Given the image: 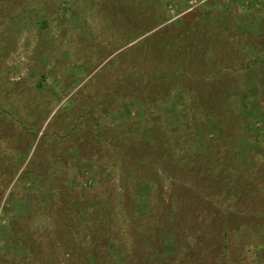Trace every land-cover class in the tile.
<instances>
[{
    "label": "rangeland",
    "instance_id": "1",
    "mask_svg": "<svg viewBox=\"0 0 264 264\" xmlns=\"http://www.w3.org/2000/svg\"><path fill=\"white\" fill-rule=\"evenodd\" d=\"M1 9L0 264L81 263L84 236L44 206L84 199L127 229L111 264H245L214 219L230 210L226 227L264 225V0H0ZM170 203L175 222H153V238H142ZM152 250L157 261L140 259Z\"/></svg>",
    "mask_w": 264,
    "mask_h": 264
},
{
    "label": "trees",
    "instance_id": "2",
    "mask_svg": "<svg viewBox=\"0 0 264 264\" xmlns=\"http://www.w3.org/2000/svg\"><path fill=\"white\" fill-rule=\"evenodd\" d=\"M4 9V8H3ZM2 9L0 10V24L3 23V19H2ZM10 15V14H9ZM8 15V16H9ZM8 23V22H7ZM5 24V23H4ZM159 45V50H160V46L161 43L158 42L157 43ZM138 47V46H137ZM157 50V48H156ZM162 52V50L160 51ZM160 58V57H159ZM162 59V58H161ZM162 62H164V59L161 60ZM164 83H168L166 81H164ZM159 92V91H158ZM157 93V92H156ZM160 95L162 97L165 96L164 93L160 92ZM160 95H154L156 97V100H158L161 96ZM219 96V94L217 95ZM155 100V101H156ZM6 113H9L6 111ZM56 115L53 116L52 119L55 118ZM144 159V161H147L146 157L143 156L142 157ZM217 165V164H216ZM137 179H141V178H146L144 175H140V173H136ZM13 177V175H12ZM11 180L8 181V183L4 186H8V184L10 183ZM129 192V191H127ZM130 193V192H129ZM142 195L140 192H133L132 194V201H142ZM54 199V198H53ZM130 199V197H129ZM84 205H79L77 206V204L75 205V207H70V206H65L62 207L63 210L61 209L60 212L59 210H54L52 211L51 209L48 208V204L51 206H54V204H50L48 203L47 205L44 206V212L46 214V217L50 218L52 216H54V214L59 213L60 216H67L68 218H70L69 220H71L70 223H68L63 227L64 230H68L69 232L75 233L74 238L79 239L80 241L82 239H80V234H82V236H84V243H87L86 245H83V249H82V253H81V263L79 264H111L109 263V260L114 256L119 255V253L117 254V252H115L114 247L115 245H120L122 246V248L126 247L127 245V229L124 226L123 222H118L116 224V222L114 221V216L116 215V219L117 217L119 218V216L117 214H112V213H108L107 209H106V205L104 203L101 202H92L89 200L84 199ZM43 201H49V199H43ZM54 201H56L54 199ZM130 201V200H129ZM130 203V202H129ZM126 204V209L127 211L125 212V214L123 216H125L126 218H129L131 215H134V212H137L136 207H135V203L132 202V204ZM149 205V202H148ZM148 205L146 204L145 209L143 213H139V217H143V215L147 212H150V209H148ZM83 208L85 209V211L83 210ZM167 212L165 214H163V221L159 222V220H152V218L148 219V221L146 222L145 228L144 230L147 232L144 237L142 238H146L147 235L149 233H151V231H153V229L151 228V223L153 222H157L155 224L160 225L161 228V224L164 223H169V222H175V219H173L172 216L175 215V213H178V206L174 205V204H167L166 207ZM240 210V209H239ZM238 209L235 210L237 213L240 212ZM113 212V211H112ZM225 217L221 218V219H214L217 220L218 222H215L217 225H221V236H223L222 238L228 237L227 239L229 240H234L236 241V243L234 245H232L233 247H236L238 249V251H242L245 256V258H241L239 259L240 261L244 262L245 264H264V257L261 256L258 258H256L254 255V250L255 249H259L258 247H262L260 249H262L261 251H264V247L261 246V243H256L255 247H248L245 246L246 244H244L242 242V240L240 238L244 237L246 239H248V242H252V241H256L261 239L264 240V225H261V222H255V221H251L249 219V221H243V222H230V227H226V222L229 219V215L231 214L230 210L226 211L225 213ZM162 216V215H161ZM56 217V216H55ZM187 217H190V214H187ZM210 216L207 215V217L203 218L202 221L209 219ZM201 219V218H200ZM210 219H213L212 217ZM120 221V220H119ZM226 221V222H225ZM232 221V220H229ZM141 224H145L143 222V220L141 221ZM166 226V225H163ZM115 227L117 229H115ZM155 230V228H154ZM216 230V228H215ZM230 230L233 233H244V235H239L237 236L235 234V236H233V234H230ZM169 233H171L172 231L169 229ZM144 232V231H142ZM141 232V233H142ZM154 234H156V232H154ZM157 234H159V232H157ZM162 234V233H161ZM149 237L153 238V236L148 235ZM155 238V237H154ZM259 238V239H258ZM145 240V239H144ZM161 243V242H160ZM179 242L177 241V244ZM150 244L155 245L154 242H151ZM227 242L225 243V241H223V247H227ZM188 247V246H187ZM189 248V247H188ZM123 251H126V249H123ZM142 252V250H141ZM199 254L203 255L204 252H199ZM140 255V259L143 257L144 262H149L152 261L154 263V257L155 256V250H152V252H150L148 255L143 254H139ZM219 255H222V253H218V259L222 260V256L219 257ZM195 256V254H194ZM217 256V255H216ZM119 260H121V262L126 263L128 262L127 256L123 255V257L120 255ZM194 259H192L193 261ZM140 262V260H139ZM194 263V262H193ZM192 263V264H193ZM136 264V263H135ZM197 264V262H196Z\"/></svg>",
    "mask_w": 264,
    "mask_h": 264
}]
</instances>
